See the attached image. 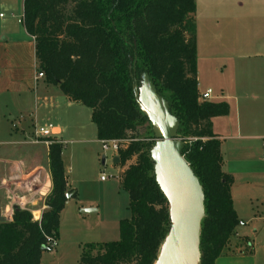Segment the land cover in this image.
<instances>
[{
    "label": "trees",
    "instance_id": "16d2710c",
    "mask_svg": "<svg viewBox=\"0 0 264 264\" xmlns=\"http://www.w3.org/2000/svg\"><path fill=\"white\" fill-rule=\"evenodd\" d=\"M22 23L32 37L37 70L71 102L91 110L98 140L122 142L119 184L130 216L118 223L119 239L86 243L78 264H154L171 222L154 174L151 122L134 90L147 75L178 121L181 155L203 191L198 264L231 252L238 219L232 177L222 171L220 140L211 119L225 116V101L200 100L196 77L195 0H23ZM48 143L52 189L34 220L27 209L0 221V264H40L46 237L58 238L59 215L72 192L62 143ZM245 249L252 243L246 241Z\"/></svg>",
    "mask_w": 264,
    "mask_h": 264
},
{
    "label": "crops",
    "instance_id": "0c3cea01",
    "mask_svg": "<svg viewBox=\"0 0 264 264\" xmlns=\"http://www.w3.org/2000/svg\"><path fill=\"white\" fill-rule=\"evenodd\" d=\"M195 6L198 90L201 93L210 88L212 93L221 94L215 101L228 96L225 117H230L229 128L223 133L214 129L212 121L222 116L213 117L211 122L220 140L222 171L232 177L233 209L238 221L243 222L235 228L237 236L230 239L231 252L217 257L214 264H264V165L254 156L255 150H263L264 143V0H195ZM201 64L213 72V81L203 85L199 79ZM50 86L44 81L45 94ZM66 100V106L71 107L74 102ZM31 119L35 121L36 114ZM55 130L53 138L62 143L65 127L56 125ZM226 141L228 156L223 151ZM43 155L48 166V145L34 142V132L30 140L0 141L1 210L8 202L2 188L5 179L39 173ZM39 183L38 179L36 188ZM50 188L49 175L43 190ZM44 203L36 197L29 209L43 212ZM246 241L252 243L251 249L244 248Z\"/></svg>",
    "mask_w": 264,
    "mask_h": 264
},
{
    "label": "rangeland",
    "instance_id": "374dc122",
    "mask_svg": "<svg viewBox=\"0 0 264 264\" xmlns=\"http://www.w3.org/2000/svg\"><path fill=\"white\" fill-rule=\"evenodd\" d=\"M22 7L23 0H0V141L30 140L35 127L48 123L65 127L62 160L75 195L62 208L56 245L41 252L40 264H78L84 244L119 239L118 223L130 216L128 195L119 184L120 167L112 162V149L103 150L96 139L91 110L78 103L67 107V98L55 85L45 94L44 80L37 76L33 39L21 22ZM199 79L202 85L213 81L211 68L201 64ZM217 95L221 96L214 91L208 100L215 101ZM223 98L229 103L228 96ZM33 114L35 121L31 119ZM212 122L214 129L222 133L231 124L229 116ZM228 143L223 147L225 156ZM262 149L255 150L254 156L258 164L264 165ZM41 164L46 170L44 155ZM2 205L0 201V217ZM89 208L95 211H82Z\"/></svg>",
    "mask_w": 264,
    "mask_h": 264
},
{
    "label": "water",
    "instance_id": "95a60500",
    "mask_svg": "<svg viewBox=\"0 0 264 264\" xmlns=\"http://www.w3.org/2000/svg\"><path fill=\"white\" fill-rule=\"evenodd\" d=\"M134 94L140 109L152 125L156 142L150 150V156L154 162L155 180L169 205L171 225L154 264H198L204 196L198 179L180 153L182 142L176 137L178 121L169 114L166 100L157 94L146 74L142 77L141 88L135 89ZM118 161V156L114 155L113 164H118ZM71 195L66 194L65 203ZM17 209V206H13V210ZM0 221L6 219L0 217ZM41 249L43 251L46 247L42 246Z\"/></svg>",
    "mask_w": 264,
    "mask_h": 264
},
{
    "label": "built area",
    "instance_id": "2783aa9c",
    "mask_svg": "<svg viewBox=\"0 0 264 264\" xmlns=\"http://www.w3.org/2000/svg\"><path fill=\"white\" fill-rule=\"evenodd\" d=\"M22 22V20H21ZM38 77L43 78V74L41 72L37 73ZM212 94V90L210 88L199 94L200 100H208L210 95ZM56 134L55 126L48 123L45 125L37 126L34 128V142L42 141L48 145L49 141L45 140L48 138H53ZM101 143V148L103 150L112 149L114 155L119 150L122 142L119 140H99ZM264 148V143H263ZM264 158V154H263ZM50 175L49 170L41 169L39 173H35L33 175H25V176H14L11 178L5 179L3 182V190L5 191L6 199L8 200L6 206L3 208L2 216L6 220H10L13 214V206H17L20 209L30 210L34 220H40L42 211L34 212L29 209V204L36 199V197H40L45 201L47 196L50 194L51 189H44L45 182L47 183L48 176ZM39 179L38 188L35 187L36 181ZM101 179H105L104 176H101ZM44 209H46V205L44 203ZM44 211V210H43ZM238 225H243L242 221L238 222ZM234 236H237V233L234 232ZM46 245L49 247L56 245V239L51 237H46L45 239Z\"/></svg>",
    "mask_w": 264,
    "mask_h": 264
}]
</instances>
